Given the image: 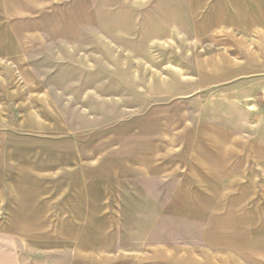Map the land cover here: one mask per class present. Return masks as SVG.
Segmentation results:
<instances>
[{
  "label": "rangeland",
  "instance_id": "374dc122",
  "mask_svg": "<svg viewBox=\"0 0 264 264\" xmlns=\"http://www.w3.org/2000/svg\"><path fill=\"white\" fill-rule=\"evenodd\" d=\"M59 1V7L73 2ZM217 4L264 17V0H80L91 20L80 36L48 37L39 47L28 42L30 51L0 52L2 236L24 233L30 220H47L54 236L56 220L72 212L83 216V210L59 207L57 187L74 170L80 174L79 154L97 155L90 161L96 166L107 155L114 171L123 165L133 176L142 160L145 167L165 165V182L167 165L176 164L174 183L161 182L159 209L147 207L150 198L145 208H134L130 192L126 201L113 203L118 207L90 210L97 219L122 222L158 216L160 236L150 240L147 228L139 242L144 264H168L175 256L191 260L187 264H264L262 251L212 249L205 231L214 208L172 207L192 189L187 183L193 172L183 159L187 154L191 160L201 147L196 139L224 136L228 151L242 158L232 191L242 208L236 212L246 222L257 220L251 228L241 223L239 235L249 229L264 240V19L246 22L242 15L221 13L222 23H215ZM186 142L192 146L184 153ZM145 178L144 190H152V179ZM134 186L131 180L128 188ZM1 243L10 255L8 241Z\"/></svg>",
  "mask_w": 264,
  "mask_h": 264
},
{
  "label": "crops",
  "instance_id": "0c3cea01",
  "mask_svg": "<svg viewBox=\"0 0 264 264\" xmlns=\"http://www.w3.org/2000/svg\"><path fill=\"white\" fill-rule=\"evenodd\" d=\"M59 2V0H2L3 15L1 14L0 28H3V31H0V52L30 51L31 49L26 46H42L43 43L46 44L48 37L54 38L52 40L55 41L59 38L63 41L72 40L80 36L82 27H90L89 11L87 6L80 7V0H73L71 3L63 2L62 7H59ZM217 8V12L211 14V19L217 21L215 23H222L218 16L221 13L224 14V18L228 16V13L242 15L240 20L246 22L264 19L260 11L225 10L219 4ZM232 25L237 26V22ZM221 137L218 139L202 136L196 139L201 147L196 149L197 152L191 160L187 154L183 159L185 165H188L193 172L187 183V186L191 185L192 189L187 190L189 192L187 200L185 198L176 199L177 203L172 207L176 209L178 207L214 208L216 211L212 215L214 220L208 221L205 231V238L213 247L212 249L219 251L228 247V249L246 250L244 247H247L246 251H256V254L262 251L264 255V240L256 238L255 233L249 229L244 236L239 235L241 223H247V228H251L257 224V220L246 222V220H241V213L236 212L238 209L242 210L235 202L239 196L233 194L234 184L240 178L239 160L242 158L241 156L236 158L234 153L229 152V146L223 143L224 136ZM213 143L216 145H210ZM183 145L185 146L184 153L189 152V145L192 146V144L186 142ZM77 155L73 154L74 161L78 160ZM79 157L80 163L75 165V168L79 167L80 174L74 170V177L71 180L66 183L62 181V184L60 182L57 187V201L60 202L59 207L62 210H83V216H75V212H72L70 213L72 216H63L61 220H56L53 228L55 231L52 232L54 236H49L50 229L46 223L47 220H30L25 226L24 233L20 234L22 231H19V235L2 236L0 233V264H144V255L141 251L144 246L139 242L144 241L147 228L151 231L150 240L160 236V218L152 215L151 217L137 216L131 220L128 218L124 222L112 219L101 220L93 216L90 210L106 206L118 207L113 203L126 201L130 192H135L136 206L134 208H145V203L147 204V199L150 198L147 207L159 209L160 205L156 203H159L161 197V182L164 185L174 183L172 180L176 178L173 174L174 168L177 169L176 164L170 162L167 165L170 167V174L166 178L168 182H165L160 179L165 165L160 167L155 162L152 164L153 168H150V164L145 167V162L142 160L139 163L141 167L137 164L140 174L133 176L129 170H125L123 165L121 169L115 166L117 171H114L112 160L107 155L100 159L103 160L102 166L90 163L97 155L82 153ZM145 176L152 179V190H144ZM228 179L230 180L227 181ZM131 180H134L135 186H138L137 189L128 188ZM230 181H236L230 183L233 187L229 186ZM173 185L176 186V182ZM209 193H211L210 196ZM215 193L217 195L214 197ZM230 197V202L226 201V198ZM178 201L184 204L178 206ZM197 220H201V217ZM124 225L127 227H122ZM228 226L233 230L227 229ZM156 231H158L157 234ZM124 234H132V236L124 239L122 237ZM226 235L233 237L226 238ZM243 238H247L248 241H243ZM2 240L8 241L4 245L8 246L10 255L2 252ZM124 241L133 243L125 244ZM20 250L23 253L21 255H19ZM205 257L207 258L205 263H207L208 256L205 255ZM188 261L191 262L189 259L182 261L175 256L167 262L168 264H183L182 262L187 264ZM162 262L165 263L166 259L162 258Z\"/></svg>",
  "mask_w": 264,
  "mask_h": 264
}]
</instances>
